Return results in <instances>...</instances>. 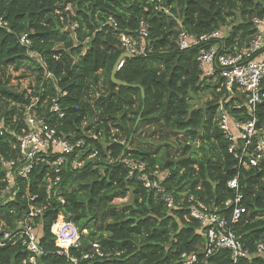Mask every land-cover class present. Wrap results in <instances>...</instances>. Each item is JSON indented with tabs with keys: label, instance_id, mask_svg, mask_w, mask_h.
<instances>
[{
	"label": "trees",
	"instance_id": "trees-1",
	"mask_svg": "<svg viewBox=\"0 0 264 264\" xmlns=\"http://www.w3.org/2000/svg\"><path fill=\"white\" fill-rule=\"evenodd\" d=\"M164 2L178 14L182 28L190 34L228 27L227 47L239 48L246 43L255 32L252 18L264 16V0ZM109 16L116 20V29L103 25ZM0 18L9 29L0 28V118L10 124L13 117H19L17 105L28 103L30 97L38 98L41 104L55 95L51 83L42 78L47 70L58 80L59 88L67 92L59 101L66 113L60 129L74 139L83 138L89 145L87 152L95 147L101 157L109 153L113 158L123 152V157L140 161L147 168L168 172L163 187L175 201L192 195L220 208L234 199L235 192L227 182L238 174L245 214L235 233L250 253L257 244H264V163L255 169H238L217 124L220 99L231 120L247 119L243 102L246 95L236 88L230 94L218 91L217 86L201 77L197 49L176 47L177 30L170 17L154 13L146 0H0ZM141 19L149 26L153 52L145 58L125 59L115 78L139 85L143 96L138 88L116 86L110 80L121 53L118 34L134 35ZM73 22L80 27L76 41L72 32L64 30ZM23 33H28L32 42L29 49L18 43ZM29 52L39 55L40 60ZM9 69L21 70V77H35L30 94L7 87L3 78ZM98 85L103 95L93 101L92 109L89 94ZM262 87L264 91V81ZM202 92L211 98L202 108L196 107L192 99ZM257 118L258 125L264 123V99L258 106ZM159 122L183 139L176 161H161L158 155L132 146L140 125ZM111 129L116 130L114 137L126 139L128 147L112 144L104 150L102 145L109 142ZM101 164L89 161L79 171H63L59 190L64 204L52 198L50 206L35 220L40 225L44 251L36 264H71L66 255L57 254L50 232L59 213L80 232L78 246L68 251L69 257L80 260L79 264H180L183 253L196 254V264L230 261L226 250L203 257L205 240L198 224L188 218L186 201L182 208L168 209L160 196L143 188L136 175L129 176L125 165L104 164L100 173L94 166ZM39 170L31 175L30 193L43 201L44 182ZM125 198V203L113 204ZM25 210V202L17 196L0 205V222L12 228ZM223 211L226 215L230 212ZM93 244L113 257L81 260L91 252ZM30 258L19 242L0 246V264H29ZM238 264H264V256L242 259Z\"/></svg>",
	"mask_w": 264,
	"mask_h": 264
},
{
	"label": "built area",
	"instance_id": "built-area-1",
	"mask_svg": "<svg viewBox=\"0 0 264 264\" xmlns=\"http://www.w3.org/2000/svg\"><path fill=\"white\" fill-rule=\"evenodd\" d=\"M146 3L154 13L170 17L175 22L177 30L175 45L179 50L197 49V68L203 79L217 86L218 91L223 89L230 94L236 88L245 93L246 100L243 102L249 117L245 120H231L223 106V100L220 99L217 124L224 140L228 143L227 152L237 162V168H259L264 163V123L258 125L257 118L258 106L264 99L262 87L264 16L252 18L255 32L246 43L239 48L227 47L225 41L229 36L228 27H221L204 34H190L182 28L178 14H174L171 6L165 4L164 0H146ZM103 25L117 28L113 16L107 17ZM0 28L9 31L8 23L2 18H0ZM79 28V24L73 22L65 26L64 30L72 32V39L76 41V32ZM117 40L120 54H126L129 58H145L153 52V45L149 39V26L144 19L139 21L134 35L119 33ZM18 43L28 49L32 45L28 33L21 34ZM29 53L39 59V55L34 52ZM125 59L119 61L116 71L123 67ZM42 78L51 83L55 91L53 97L41 104L38 98L30 97L28 103L17 105L19 117H13L10 124L0 118V205L14 200L17 196L26 205L25 214L12 228L0 222V246L19 242L20 246L31 255L29 264H36L44 251L40 245L42 237L40 225L35 220L50 206L52 198L64 204L59 190L63 171L67 169L79 171L87 162L92 161V163H102V166H94L101 173L104 164L120 162L128 168L129 176L136 175V179L141 182L145 190L154 191L160 196L166 208H182L186 201L187 206L184 208L188 211V218L198 224L205 240L202 252L204 258L219 250L230 253V261L226 264H238L242 259L264 256V244H257L253 253H250L243 247L235 233L236 226L245 214V208L241 205L242 194L239 191L238 174L227 182V187L235 192V197L224 202L222 208L207 205L192 195L187 200L175 201L163 187L164 181L169 176L168 172L158 168H147L140 161L123 157V152L117 158L110 157L109 153L101 157L95 147L87 152L89 145L83 138L74 139L72 134L61 131L66 113L59 101L67 96V92L59 88L58 80L51 72L45 70ZM26 93L30 94L31 90H26ZM102 95L103 88L99 85L89 94L92 109L93 101ZM115 131V129L110 130L109 142L102 145L104 150L112 144L127 147L125 138L113 136ZM100 134L98 133L99 136ZM100 138L102 139L101 136ZM36 169H40L37 173H41V180L44 182L43 201H38L37 194L30 193L31 175ZM119 200L127 201V199ZM225 209L230 210L229 214L224 213ZM50 232L55 238L57 254L66 255L71 264H79L80 260L76 257L68 256L69 249L78 246L80 239L78 228L72 222L66 221L59 213ZM114 255L119 256L118 253ZM96 257L110 259L113 254L102 252L93 244L91 252L83 255L81 260ZM197 260L196 254L183 253L179 257L180 264H196Z\"/></svg>",
	"mask_w": 264,
	"mask_h": 264
},
{
	"label": "rangeland",
	"instance_id": "rangeland-1",
	"mask_svg": "<svg viewBox=\"0 0 264 264\" xmlns=\"http://www.w3.org/2000/svg\"><path fill=\"white\" fill-rule=\"evenodd\" d=\"M21 72V70L14 72L9 69L6 72L7 75L3 78V81H7V87L10 90L16 92L31 90L32 92V89L35 86V77L33 75L29 76V74L25 75V77H21ZM210 98L209 94L202 92L198 96L193 97L192 102H194L196 107L202 108L205 102H207ZM181 142H183L181 135H175L169 131V129L165 128L161 122H159L155 124L140 125L132 146L143 148L154 155H158L159 158H161V161H176L181 155ZM196 147L197 145H195L194 149ZM126 199L128 201V198H125V200ZM114 202L113 204L116 205L125 203L124 200L121 202L119 199ZM85 233L86 232L83 231V234Z\"/></svg>",
	"mask_w": 264,
	"mask_h": 264
},
{
	"label": "water",
	"instance_id": "water-1",
	"mask_svg": "<svg viewBox=\"0 0 264 264\" xmlns=\"http://www.w3.org/2000/svg\"><path fill=\"white\" fill-rule=\"evenodd\" d=\"M122 58H129V56H127L126 54H120V56L118 57L117 61L115 62V64L113 65L112 67V70H111V73H110V80L111 82L116 85V86H123V87H131V88H138L140 93H141V96H143V90L142 88L139 86V85H128L126 84L125 82H121L119 80H117L115 78V74H116V68H117V65L119 63V61L122 59ZM138 120H139V117L137 118V121H136V124L138 123ZM195 145L192 146V148H194Z\"/></svg>",
	"mask_w": 264,
	"mask_h": 264
}]
</instances>
